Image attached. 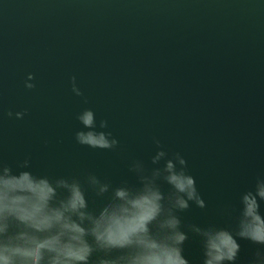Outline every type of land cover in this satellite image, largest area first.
<instances>
[{"label": "water", "instance_id": "95a60500", "mask_svg": "<svg viewBox=\"0 0 264 264\" xmlns=\"http://www.w3.org/2000/svg\"><path fill=\"white\" fill-rule=\"evenodd\" d=\"M84 108L107 121L115 149L76 142ZM155 139L185 157L206 202L185 223L233 224L229 208L264 175V0H0V157L137 183L128 163L152 166ZM238 243L247 264L257 246ZM184 255L199 264L197 237Z\"/></svg>", "mask_w": 264, "mask_h": 264}, {"label": "clouds", "instance_id": "9594fccd", "mask_svg": "<svg viewBox=\"0 0 264 264\" xmlns=\"http://www.w3.org/2000/svg\"><path fill=\"white\" fill-rule=\"evenodd\" d=\"M75 79L72 90L81 96ZM33 80L29 73L27 89L35 87ZM26 111L15 117L22 119ZM76 118L82 125L75 132L78 144L117 147L118 140L103 130L107 121L97 126L92 109ZM154 142L152 166L140 159L128 163L137 183L123 179L114 185L92 172L50 177L34 173L30 157L14 164L0 157V264H192L184 255L190 234L201 245L199 264H238V238L257 246L247 264H264V175L240 193L238 210L229 208L230 217L237 212L233 224L185 223L181 214L192 204L205 209L206 202L185 157ZM89 192L105 202L90 206Z\"/></svg>", "mask_w": 264, "mask_h": 264}]
</instances>
